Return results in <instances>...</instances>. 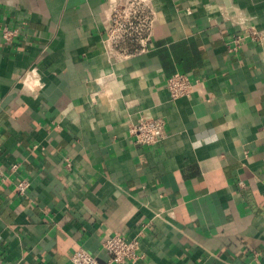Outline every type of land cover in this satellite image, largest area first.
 Here are the masks:
<instances>
[{"label":"crops","instance_id":"crops-1","mask_svg":"<svg viewBox=\"0 0 264 264\" xmlns=\"http://www.w3.org/2000/svg\"><path fill=\"white\" fill-rule=\"evenodd\" d=\"M116 0H0V256L73 264L103 239L139 238L114 264H264V0H154L149 52L113 58ZM186 73L190 96L166 79ZM165 136L135 141L140 117ZM30 180L23 195L17 184Z\"/></svg>","mask_w":264,"mask_h":264},{"label":"built area","instance_id":"built-area-1","mask_svg":"<svg viewBox=\"0 0 264 264\" xmlns=\"http://www.w3.org/2000/svg\"><path fill=\"white\" fill-rule=\"evenodd\" d=\"M157 8L154 0H116L110 19L106 26L105 45L109 54L116 59L129 58L149 52L152 48ZM1 29L3 39L12 41L19 33L18 28L5 25ZM251 39L254 42H264V29L251 27L235 32L229 45L234 51ZM195 83L183 72H175L166 79V88L172 99L190 96ZM166 121L163 117H140L130 127V133L135 141L141 144H155L165 136ZM19 162L13 163L9 169L0 166V178H7L9 171L15 172ZM30 187V180L23 179L17 186V192L25 194ZM103 248L109 255L102 262L96 255L84 247L74 250L71 261L73 264H114L125 263L138 257L139 238L127 239L123 234H109L103 239ZM0 264H7L0 256Z\"/></svg>","mask_w":264,"mask_h":264}]
</instances>
